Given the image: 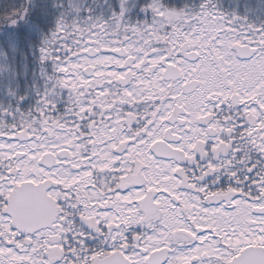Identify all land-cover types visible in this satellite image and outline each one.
<instances>
[{
    "label": "snow or ice",
    "instance_id": "obj_1",
    "mask_svg": "<svg viewBox=\"0 0 264 264\" xmlns=\"http://www.w3.org/2000/svg\"><path fill=\"white\" fill-rule=\"evenodd\" d=\"M0 264H264V0H0Z\"/></svg>",
    "mask_w": 264,
    "mask_h": 264
}]
</instances>
